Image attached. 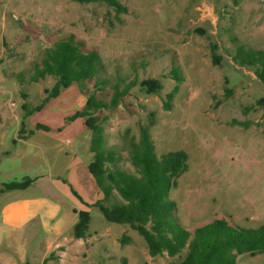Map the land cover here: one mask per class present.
Masks as SVG:
<instances>
[{
    "label": "rangeland",
    "instance_id": "obj_1",
    "mask_svg": "<svg viewBox=\"0 0 264 264\" xmlns=\"http://www.w3.org/2000/svg\"><path fill=\"white\" fill-rule=\"evenodd\" d=\"M119 1L126 12L105 2L0 0V214L10 200L45 199L57 207L32 203L28 211L39 217L13 233L1 218L0 264H180L186 255L151 257L130 225L106 220L86 165L93 161L92 132L77 116L88 96L74 83L50 97L55 77L31 81L47 51L70 34L97 50L104 65L87 94L110 101L114 85L136 82L115 110L96 113L119 168L136 173L132 143L154 115L158 156L188 154V169L170 194L179 222L191 233L215 219L264 226V82L234 60L237 45L264 50V0ZM147 79L160 82L158 93L141 84ZM27 179L33 182L25 189H5ZM81 211L90 223L77 240ZM57 240L67 246L63 252L53 248ZM237 264H264V253L239 255Z\"/></svg>",
    "mask_w": 264,
    "mask_h": 264
},
{
    "label": "trees",
    "instance_id": "obj_2",
    "mask_svg": "<svg viewBox=\"0 0 264 264\" xmlns=\"http://www.w3.org/2000/svg\"><path fill=\"white\" fill-rule=\"evenodd\" d=\"M81 4L105 2L120 14L127 11L119 0H75ZM217 46H212L213 62L218 64L220 56ZM234 60L242 67H252L264 82V50H255L244 45L236 46ZM101 55L97 50H88L85 43L74 34L60 40L47 51L42 64L37 65L31 81L39 82L48 76L57 79L50 97H56L62 88L77 84L83 94L88 96L85 108L77 116L86 117V126L92 132L90 151L93 161L88 165L96 185L102 194L98 201L101 212L107 221L128 224L147 242L151 257L167 253L174 257L184 250L186 255L180 264H237L242 254L264 253V226L244 228L234 226L225 219H215L189 232L176 217V204L171 199V191L178 178L188 169V154L174 151L158 156L150 128L154 115L148 125L140 126V137L132 143L130 152L136 173L117 166L118 152L106 144L104 119L96 113L101 110H115L136 82L123 87L114 85L110 101L99 99L94 93L87 94L88 83L98 79L103 69ZM180 82V77H177ZM150 93H158L161 84L157 79L141 82ZM179 86L168 95L165 109L171 108ZM33 181L11 182L5 185L8 191L27 188ZM118 202L106 205L113 196ZM90 223V214L79 212V222L74 228V237L85 238ZM123 243L131 238L123 236Z\"/></svg>",
    "mask_w": 264,
    "mask_h": 264
},
{
    "label": "crops",
    "instance_id": "obj_3",
    "mask_svg": "<svg viewBox=\"0 0 264 264\" xmlns=\"http://www.w3.org/2000/svg\"><path fill=\"white\" fill-rule=\"evenodd\" d=\"M86 165L88 170V164ZM32 203H36L40 209L42 208L52 209V207L57 209V207H54L53 203L45 199H35V200L30 199V200H19V201L10 200L9 202H6V204H4L1 208L0 221H2L1 218H3L6 223L10 224V231L12 233L22 230L26 225H28L32 221H35L39 217L36 212L28 211ZM72 211L74 212V210ZM82 239H77V240H82ZM65 246L66 245H64L60 240H57L54 243L53 248L59 252H63Z\"/></svg>",
    "mask_w": 264,
    "mask_h": 264
}]
</instances>
